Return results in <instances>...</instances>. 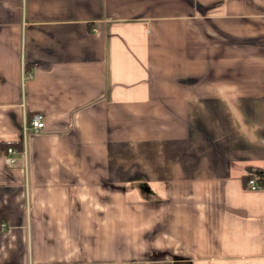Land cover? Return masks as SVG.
Here are the masks:
<instances>
[{
  "label": "crops",
  "instance_id": "0c3cea01",
  "mask_svg": "<svg viewBox=\"0 0 264 264\" xmlns=\"http://www.w3.org/2000/svg\"><path fill=\"white\" fill-rule=\"evenodd\" d=\"M0 264H264V0H0Z\"/></svg>",
  "mask_w": 264,
  "mask_h": 264
},
{
  "label": "built area",
  "instance_id": "2783aa9c",
  "mask_svg": "<svg viewBox=\"0 0 264 264\" xmlns=\"http://www.w3.org/2000/svg\"><path fill=\"white\" fill-rule=\"evenodd\" d=\"M30 76L29 74H26ZM24 77V75H23ZM22 77V78H23ZM44 126L43 115L41 113H35L32 117L28 120L27 123L23 126V133L25 135V131L31 130L33 133H39ZM18 151H16L12 146H8L5 150L3 155V162L7 165H14L18 161ZM25 158V157H24ZM245 187L249 190H257L263 187V184L256 180V178L248 177L245 181Z\"/></svg>",
  "mask_w": 264,
  "mask_h": 264
},
{
  "label": "trees",
  "instance_id": "16d2710c",
  "mask_svg": "<svg viewBox=\"0 0 264 264\" xmlns=\"http://www.w3.org/2000/svg\"><path fill=\"white\" fill-rule=\"evenodd\" d=\"M8 146H13V147H17L18 145H17V143H9V144H6L5 145V148H7ZM253 175H247L246 177L248 178V177H252Z\"/></svg>",
  "mask_w": 264,
  "mask_h": 264
}]
</instances>
